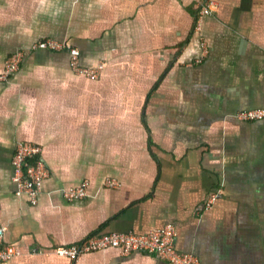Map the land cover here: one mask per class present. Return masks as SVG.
I'll use <instances>...</instances> for the list:
<instances>
[{
	"label": "crops",
	"instance_id": "0c3cea01",
	"mask_svg": "<svg viewBox=\"0 0 264 264\" xmlns=\"http://www.w3.org/2000/svg\"><path fill=\"white\" fill-rule=\"evenodd\" d=\"M212 1L196 31L194 0H0V76L24 52L0 81V226L22 252L1 264H167L55 249L168 226L201 264H264V119H236L264 109V0ZM27 143L49 171L35 205L13 181Z\"/></svg>",
	"mask_w": 264,
	"mask_h": 264
},
{
	"label": "built area",
	"instance_id": "2783aa9c",
	"mask_svg": "<svg viewBox=\"0 0 264 264\" xmlns=\"http://www.w3.org/2000/svg\"><path fill=\"white\" fill-rule=\"evenodd\" d=\"M195 1V25L196 31L201 30L204 16L211 15L216 10V5L212 0ZM203 46L205 43H202ZM35 49L63 50L68 48L71 52V65L79 73L85 74L91 79H97L103 65L96 68H87L81 65V52L78 48L68 47L57 40L49 39L39 42ZM24 52L12 55L6 62V73L0 76V81L8 82L21 68ZM236 119L244 122L264 119V109H252L243 111L236 115ZM41 148L35 144H18L16 153L12 161L14 168L13 181L17 185V195H26L31 204L38 203L41 186L49 171L45 163L40 158ZM109 185L117 186L115 180L109 181ZM89 182L79 188H72L65 192L69 200L82 199L87 196ZM7 229L0 226V264L7 263L16 257H20L22 252L19 248L9 246L5 243ZM176 234L173 227L168 226L161 230L140 235L135 233H100L92 235L82 242L74 245L59 246L55 252L72 261H77L85 254L99 252L103 250L117 249L125 256L134 253H142L155 257L167 264H201L199 259L191 254L178 252L175 248Z\"/></svg>",
	"mask_w": 264,
	"mask_h": 264
}]
</instances>
